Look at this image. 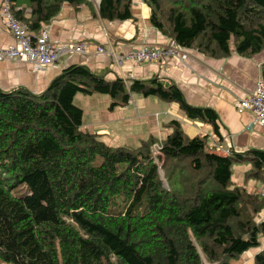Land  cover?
Listing matches in <instances>:
<instances>
[{"label": "trees", "instance_id": "obj_1", "mask_svg": "<svg viewBox=\"0 0 264 264\" xmlns=\"http://www.w3.org/2000/svg\"><path fill=\"white\" fill-rule=\"evenodd\" d=\"M64 3L78 8L89 0H8L13 17L33 34ZM145 3L150 25L182 49L212 60L229 57L231 49L243 58L264 51V0ZM131 4L99 0V17L130 20ZM76 95L107 96L109 111L134 95L156 97L218 135L214 110L189 105L176 85L156 76L108 82L71 65L40 93L0 88V262L230 264L259 248L264 224L255 218L264 199L235 185L231 169L248 164L244 180L264 184V152L217 155L205 138H188L176 120L161 139L110 146L82 131ZM252 262L264 264V250Z\"/></svg>", "mask_w": 264, "mask_h": 264}, {"label": "crops", "instance_id": "obj_2", "mask_svg": "<svg viewBox=\"0 0 264 264\" xmlns=\"http://www.w3.org/2000/svg\"><path fill=\"white\" fill-rule=\"evenodd\" d=\"M131 3V19L122 22L102 20L98 14L99 0H89V4L78 8L62 4L58 15L38 34L45 32L52 42L62 45L84 43L88 53L63 56L56 65L40 72H33L27 63L0 60V88L8 90L22 87L40 93L63 69L71 65L85 66L89 71L102 75L108 82L116 78L128 82L156 76L166 83L176 85L189 105L214 110L218 117V135L210 125L188 120L175 103L167 104L156 97L143 98L136 95L127 106L115 109H119L118 117L104 116L91 121L89 118L99 114L93 110L86 120V126L90 129L88 133L100 136L105 143L109 137L117 138L131 145L125 147L132 148L150 135L163 138L168 132L167 124L176 120L188 138H205L208 149L217 155L226 156L231 152L243 155L251 150L264 152V128L254 124L252 112L239 113L234 108V102L250 95L261 79L264 51L243 58L231 49L229 57L212 60L195 51L183 49L187 54L184 61L172 57L165 58L164 63L137 64L127 59L130 53L142 47L163 48L171 40L150 25L149 8L145 0H131ZM12 44L11 36L0 25V49H6ZM97 47L110 50L113 54H98ZM119 57L121 62L118 64L115 60ZM75 99L83 114V106H91L97 101L102 102L108 113L115 111L108 110L110 99L107 96L99 98L96 95H76L73 102ZM160 128L163 130L160 131ZM81 129L84 131L82 126ZM215 147L219 149L218 152L213 150ZM235 166L239 174L236 181H232L235 185L240 183L247 190H256L258 193L264 190V184L244 180L243 175L249 170L248 164ZM255 222L264 224V210L258 213ZM259 242V248L243 254L244 264H251L253 256L264 250V236Z\"/></svg>", "mask_w": 264, "mask_h": 264}, {"label": "built area", "instance_id": "obj_3", "mask_svg": "<svg viewBox=\"0 0 264 264\" xmlns=\"http://www.w3.org/2000/svg\"><path fill=\"white\" fill-rule=\"evenodd\" d=\"M0 25L6 30L13 40V44L6 48L0 49V60L27 63L31 66L33 72H40L45 68L56 65L60 58L68 55H86L88 47L84 43L77 44H57L52 42L45 32L33 34L28 27L17 21L11 14L8 6V0H2L0 4ZM96 53L108 54L113 53L105 48L97 47ZM177 58L184 61L187 58L186 52L175 45L173 42L163 48L142 47L130 53L127 59L135 61L137 64L164 63L165 58ZM121 62V58L115 60ZM234 108L237 112H252L254 124L264 128V83L259 79L253 92L246 98L236 100ZM219 151L217 147L213 149ZM155 152V153H154ZM156 155V150H153ZM229 153L226 154V156ZM264 199V190L259 192Z\"/></svg>", "mask_w": 264, "mask_h": 264}, {"label": "rangeland", "instance_id": "obj_4", "mask_svg": "<svg viewBox=\"0 0 264 264\" xmlns=\"http://www.w3.org/2000/svg\"><path fill=\"white\" fill-rule=\"evenodd\" d=\"M78 96H79V95H78ZM96 96H98V97L100 98L102 95H96ZM85 98H88V97H85ZM73 103H74V105L77 104L76 99H75V101H74ZM76 106H77V105H76ZM83 109H84V114H83V117H82V119H83V120H82V128H83V130L86 131V132H90V129L88 128V126H86V120L88 119L89 115L92 114V111H93V110H97L99 114L96 115V116H93V117L89 118L91 121H92L93 119L98 118V117L101 118V117L107 116V118H108L109 116H110V117H118V116H119V112H118L119 109H118V110H115L112 114H111V112L108 113V112L104 109V107L102 106V102H99V101L94 102L93 104H91V106H89V105L87 104V105L83 106ZM117 112H118V113H117ZM109 114H111V115H109ZM87 125H90V124L87 123ZM162 130H163V129L160 128V131H162ZM105 141H106V144H107V145L131 146L128 142H124V141H121V140H119V139H117V138H113V137H109V138L105 139ZM103 142H104V141H103ZM104 143H105V142H104ZM154 150H156V149H154ZM154 153H155V152H154ZM235 167H236V166L233 165V167H232V169H231V180H232L233 182L236 181V178H237V176L239 175V174L237 173ZM159 177H160V180L162 181L163 186L166 187V183H165L164 178H163V172H162L161 169L159 170ZM237 185L241 186L240 183L237 184ZM247 186H248V184H247ZM245 187H246V186H245ZM246 188H247V187H246ZM21 193H23V190L20 191V192H18V191L15 192V194H21ZM244 257H245V256L243 255L242 257L239 258L238 261H236V262L233 263V264H244V263H245V259H244ZM252 263H253V262H251V264H252ZM0 264H5V263L0 262Z\"/></svg>", "mask_w": 264, "mask_h": 264}]
</instances>
